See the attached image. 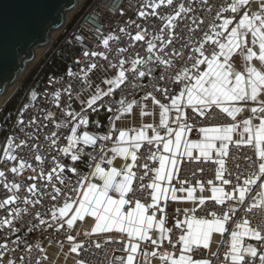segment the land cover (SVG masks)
<instances>
[{
	"label": "snow or ice",
	"instance_id": "obj_1",
	"mask_svg": "<svg viewBox=\"0 0 264 264\" xmlns=\"http://www.w3.org/2000/svg\"><path fill=\"white\" fill-rule=\"evenodd\" d=\"M164 2L165 0H160V4ZM167 4L173 8L174 16L168 19L166 28H178V19L181 15L193 11L190 7L186 8L183 3H179L176 10L174 0H167ZM250 6L253 8L252 11H249ZM148 7L157 8L159 5L150 4ZM151 14L155 15V12ZM139 15L143 17L145 13L140 12ZM216 15L222 23H212V34L205 33L202 42L191 48V55L187 52L175 53L181 60L187 57L185 63H191V67H184L175 73L173 84L179 89L178 93L170 92L168 87L155 88V91L170 99V105H166L152 97V103L159 105V125L165 130L167 139L160 134H154L149 138L144 128L139 131H120L119 142L126 143L127 147L113 148V159H108L107 165H113L116 156L122 157L124 163L120 165L117 161L118 166L107 168L95 163L94 171L90 173L102 183H93L84 177L79 182L80 191L75 188L69 189L78 199L66 197L61 189H55L56 194L65 197L63 206L58 209V215L56 211L52 213V219L61 227L66 224L68 229L75 228L79 234L82 229L77 222H85L89 229L83 233L85 236L95 235L100 239L107 237L113 241L116 239L124 241L122 248L124 255L115 258L113 264H152L153 261L154 264H214L212 257L216 256L217 252L209 251L205 254L203 251L210 249L213 244V233L221 236L230 233L228 247L224 250L223 264H255L256 258L259 264H264V226L261 224L253 226L247 218L254 208H259L260 214L264 216V0H259L258 3H254V0H231ZM144 38L139 31L134 37L136 41H142ZM162 39H167V36ZM108 42V39L103 41L105 45H108ZM209 42L211 51L206 55L205 45ZM172 43L170 40L169 45ZM155 47V44L148 42L149 53ZM189 47L187 44L184 45L185 49ZM84 55L87 56L89 53ZM155 59L157 65L171 67V61L167 58L161 59L157 56ZM124 63L125 61H120L121 65ZM143 63L145 61H131L133 77L138 75L146 78L152 71L151 69L149 72L140 71L137 65ZM96 67L97 65L93 64L89 70ZM125 79L126 71L121 68L115 80L107 81L109 92L112 90L111 86H118L124 83ZM159 79L163 80L165 77L159 74ZM181 85L183 87H180ZM104 95L107 96L108 93ZM148 96H152V93H148ZM147 98L146 96L145 99ZM98 101L102 103L99 92L86 100V103L89 109H94ZM120 103L124 113H132L133 105L137 101L133 100L126 105L124 101ZM172 112L175 115L174 121L169 120V114ZM189 113L193 116L191 125L188 123ZM213 113L223 115L227 122L199 127L198 135L202 138L192 140L185 138L186 133L197 131L196 119L207 120ZM140 115L147 113L141 109ZM69 116L73 120L79 119L81 125L88 123L87 119L79 118L74 113L70 112ZM172 122L176 124L175 128L169 126ZM145 128L152 129V125L148 124ZM70 131L72 132V136L68 138L70 147L81 140L84 145L95 146L97 139L110 138L107 135L97 138L88 131H83L82 136H79L76 127L70 128ZM131 131H135V135L130 136ZM144 141H147L148 145L153 142L162 143L166 155L152 154L148 157L149 160L158 161V167L155 165L150 167L146 162L143 165L139 164L137 150ZM7 143L8 147L3 150V155L7 161H16L17 156L10 151L13 141L9 139ZM52 143L55 144L56 141L53 140ZM233 146L236 149L248 146L253 151L255 158L243 157L246 161L243 171H240V163L235 162L236 158L231 155ZM70 147L63 149L65 156L68 155ZM79 151L77 149V153ZM194 151L199 155L194 156ZM185 157L189 161H210L216 165L215 180L219 181L220 185H216L213 180L207 181L211 186V196L207 195L204 185L199 181L196 182L200 193L197 195V186L184 187L188 183L187 179L179 180L178 162L183 164ZM40 159L39 155L35 156V160ZM79 159L78 154L71 155L72 161ZM230 162L231 169L228 166ZM25 166V162L21 160L19 169H24ZM59 167L62 172L66 171L64 165ZM139 168L144 171L137 176L134 169ZM10 171L16 173L17 166L11 167ZM71 171L76 172L77 169L73 166ZM200 171L203 173V168ZM149 172L153 174L151 182L145 185L144 180ZM4 176L5 172L0 171V177ZM52 179V175L48 174V180ZM174 179L180 187L172 186ZM137 180L138 186L135 184ZM224 186H229L230 190H226ZM4 187L8 188V185L5 184ZM36 187V184H31L28 191H34ZM12 189H19V184L13 183L9 191ZM146 189L151 190L148 193L151 203H148L147 199L142 203L140 198H133L137 192ZM177 192H187V195L178 196ZM169 193L172 201H198L200 205H205L206 200H211L214 206L221 205L227 210L219 209V215L217 210H213L210 218L205 219L197 215L189 217V212H196L195 207L183 208L185 219L182 221L177 219L174 225L177 229L182 228L183 232L173 243L172 230L166 227L164 219L166 207L169 206L167 203ZM56 198L57 195L52 196V199ZM16 199H18L16 195L7 196L0 201V208L12 205ZM176 211L179 212L181 209ZM241 213L244 214L243 217ZM86 217L94 219L86 220ZM3 223L11 225L8 219ZM40 223L43 224L45 221L41 220ZM245 237L259 241L261 247L247 243ZM66 238L69 242L68 251L79 253L83 246L77 241L76 236L68 234ZM19 241L20 237L17 236L16 242ZM8 243L6 241L0 244V264H17L16 260L5 255V252L14 251L8 248ZM178 245L179 249L176 251ZM95 247L99 248L100 244L97 243ZM152 248L156 250L151 251ZM47 264L53 262L48 261ZM73 264L85 262L74 260Z\"/></svg>",
	"mask_w": 264,
	"mask_h": 264
},
{
	"label": "built area",
	"instance_id": "obj_2",
	"mask_svg": "<svg viewBox=\"0 0 264 264\" xmlns=\"http://www.w3.org/2000/svg\"><path fill=\"white\" fill-rule=\"evenodd\" d=\"M88 1L83 0L81 7ZM230 2L231 0H174L177 5L176 10H178V4L183 3L186 8L190 7L193 11L181 15L178 19V28H166L168 19L174 16L173 8L167 4V0L164 4H160V0H90L62 42V44L69 43L78 48L77 55L73 60L74 66L69 67L66 71L58 70L46 75L36 93L33 95L29 92L25 95L19 106L14 111L7 113L1 122L0 171H4L5 176L0 177V201L9 195L18 197L12 205L0 208V244L8 241V248L14 249V251L5 252V255L16 260L17 264H38V262L45 264V245L47 243L69 244L66 238L68 234L76 236L77 241L83 246L77 253V260L84 261L85 264H113L115 258L124 255L122 252L124 241L120 239L113 241L107 237L100 239L95 235L81 236L77 234L78 231L75 228L68 229L66 224L61 227L56 223L52 219V213L56 211L58 215V209L63 206L65 197L56 194L55 189H61L66 197L78 199L77 195L69 189L75 188L80 191L79 182L84 177L91 181L90 173L94 171L95 163H100L102 167L109 166L104 156L110 149L119 145L120 130L116 127V122L117 117L124 114L120 101H124L125 105L133 100L138 103L141 98L147 96L155 97L161 103L170 105V99L155 91V88L168 87L170 92L178 93L179 89L173 84L175 73L180 72L184 67H191L190 62L185 63L187 57L185 60H181L175 56V53L187 52L188 55H191V48L202 42L205 33L212 34V23H222L216 13L221 12ZM258 2L259 0H254V3ZM150 4H156L159 7L150 8L148 7ZM252 10L253 8L250 6L249 11ZM140 12H144L145 15L141 17ZM153 12L155 15L151 14ZM138 31L144 35V40L136 41L134 39ZM165 36L167 39H162ZM105 39H108V45L103 43ZM170 40L173 42L171 45H169ZM148 42L156 45L151 53L148 52ZM185 44L190 47L185 49ZM210 51L209 42L205 45L206 55ZM84 53H89V55L85 56ZM91 53L98 55H91ZM157 56L161 59H169L171 67L163 64L157 65L155 59ZM149 57L152 59L149 60ZM134 60L145 61V63L137 65L140 71L149 72V69L152 70L146 78H141L138 75L132 76L131 61ZM120 61H125V63L121 65ZM93 64L97 67L89 70ZM121 68L126 71V79L118 86H111L112 90L109 92L107 81L115 80ZM159 74H162L165 79H159ZM97 87L104 88V91L100 93L102 103L98 101L94 109H89L86 100L91 99L94 95L93 90L97 91ZM104 93H108V95L105 96ZM148 93H152V96H148ZM98 111L108 113L104 136L107 135L110 138L99 140L95 146L84 145L81 140L70 147L68 140L72 136L70 128L76 127L79 136H82L83 131L89 132L90 115ZM70 112L79 118L87 119L88 123L79 124V119L73 120L69 116ZM226 122L223 115L213 113L207 120L196 119L195 128L197 131L190 132V134L199 137V127L214 126ZM188 123L193 124L191 113H189ZM170 127L175 128L176 124ZM154 134H160L167 139L165 130L161 126L153 129ZM9 139L13 141L10 151L11 154L17 156L16 161H7L3 155V150L8 147ZM53 140L56 141L55 144L52 143ZM68 147H70V151L65 156L63 149ZM77 149L80 150L78 153ZM162 152V143L153 142L148 145L147 141H144L137 151L138 162L140 165L146 162L150 167L153 165L158 167V161L149 160L148 157L152 154L159 156ZM73 154H78L80 159L72 161L71 155ZM37 155L41 157L40 160H35ZM231 155L236 158L235 162L240 163V171L244 170L246 164L243 157L255 158L252 149L248 146H241L240 149L233 146ZM21 160L26 164L24 169L18 167ZM27 165H31V167H27ZM59 165H64L66 171L62 172ZM13 166L18 168L16 173L10 171ZM73 166L77 169L76 172L71 171ZM228 166L231 169L232 162ZM179 167V180L187 179L188 181L184 187L197 186L196 182L199 181L206 190H209L211 186L207 184L208 180H213L216 185H220V182L215 180L216 165L210 161H189L185 157L183 164H179ZM201 168H203V173L200 171ZM134 170H136L137 176H140L144 171L142 168ZM193 173H195L194 176ZM48 174L52 175V180H48ZM152 175L149 172V175L145 177V185L151 182ZM225 175L227 176V173ZM13 183L19 184V189L9 191ZM5 184L8 185V188L4 187ZM31 184H36L37 187L34 191L29 192L28 188ZM135 184L138 186L139 181H135ZM172 186L178 188L180 184L174 179ZM224 187L226 190H230L229 186ZM150 191V189H146L137 192L133 198H140L142 203L147 199V202L151 203L148 196ZM53 195H57L55 200L52 199ZM167 203L169 206L166 207L164 219L166 227L172 230L171 236L175 243L183 229H177L174 225L177 219L184 220L185 215L182 211L183 208H180L176 201L169 198ZM192 207L196 208V212H189V217L197 215L199 218L205 219L210 218L213 210H217L218 215L219 209L227 210L221 205L214 206V202L211 200H206L205 205L197 203L188 208ZM176 209H181V211L177 212ZM243 215L241 213L242 217ZM247 218L250 219L253 226L257 224L264 226V216L260 214L259 208H254ZM5 219L11 221V225L4 224ZM41 220L45 223L41 224ZM17 236L20 237L19 243L16 242ZM229 238L230 233L222 236V242L216 251L217 255L212 257L214 264H223L224 250L228 247ZM244 239L247 243L258 248L261 247L259 241L250 237ZM97 243L100 244L99 248L95 247ZM178 249L179 245L176 251ZM150 250L155 251L156 249ZM167 250L173 251V249ZM203 251L205 254L207 253L205 250ZM137 259L139 260L140 257L138 256ZM255 264H259L258 258L255 259Z\"/></svg>",
	"mask_w": 264,
	"mask_h": 264
},
{
	"label": "water",
	"instance_id": "obj_3",
	"mask_svg": "<svg viewBox=\"0 0 264 264\" xmlns=\"http://www.w3.org/2000/svg\"><path fill=\"white\" fill-rule=\"evenodd\" d=\"M81 1L0 0V98L21 80L36 51L51 46Z\"/></svg>",
	"mask_w": 264,
	"mask_h": 264
},
{
	"label": "crops",
	"instance_id": "obj_4",
	"mask_svg": "<svg viewBox=\"0 0 264 264\" xmlns=\"http://www.w3.org/2000/svg\"><path fill=\"white\" fill-rule=\"evenodd\" d=\"M143 110L147 115H140V110ZM159 105L152 103V98L148 97L145 99V97L141 98L137 104L133 106V112L132 113H124L120 116V119L117 120L116 122V127L120 131H129V130H136L139 131L141 128H144L146 134L150 138L153 135V129L155 127H159ZM175 115L174 112L169 114V120L174 121ZM151 124L152 129H147L145 128L146 125ZM175 123L172 122L170 123L169 126L174 125ZM105 132V125L101 124L97 118H92L91 121V127L89 128V134L94 136V137H103ZM129 135H135V131L129 132ZM186 139L192 140V139H198L202 138L201 136L199 137H194L190 133H186L185 136ZM100 139H97V142ZM116 147H127L126 143H121L119 142V145ZM115 148V147H114ZM113 149V148H112ZM112 149H110L104 156L105 161L107 162L108 159H113V152ZM138 151V150H137ZM160 155H166L164 152H162ZM194 156H198V152L193 153ZM117 161L120 162V165L124 163L123 158L120 156H116L115 159L113 160V165L111 166H118ZM108 166V167H111ZM179 166V162H178ZM107 168V167H106ZM91 182L93 183H98L100 182L97 177L91 178ZM102 183V182H100ZM167 186V184L165 185ZM207 195L211 196V191L206 190ZM199 188H197V195H199ZM178 196H186L187 192H177ZM171 197V193H169V198ZM177 205L180 208H185V207H191L199 203L198 201L193 202L189 200H176ZM71 215V213L69 214ZM89 219H94L90 217H86V220ZM78 225L80 226V229L82 231H79V234L81 236H85L83 233L86 231H89V229L85 226V222H77ZM77 230V229H76ZM78 231V230H77ZM222 242V236L218 233H213V244L210 246V249L205 250L207 253L209 251L216 252ZM228 246V244H227ZM46 248V260L45 264H47L48 261H52L53 264H73L74 260H77V253H71L68 251L69 249V244L65 245H57L54 243H47L45 245ZM154 264V261L152 262Z\"/></svg>",
	"mask_w": 264,
	"mask_h": 264
},
{
	"label": "trees",
	"instance_id": "obj_5",
	"mask_svg": "<svg viewBox=\"0 0 264 264\" xmlns=\"http://www.w3.org/2000/svg\"><path fill=\"white\" fill-rule=\"evenodd\" d=\"M89 2H90V0L88 2H86L80 8V10L77 12V14L73 17V20H72V22H70V24L67 28V31L72 28V26L77 21V19L79 18V16L83 12V10L87 7ZM63 38H64V36H61L57 40V42L55 43V46H56V48H58V51L52 56V60L47 65L45 64V68L42 71V74L44 77L46 75L51 74L53 72H56L58 70L66 71V70H68L69 67L74 66L73 60H74L75 56L77 55L78 48L72 44H69V43H63L62 44ZM51 53H50V55H51ZM40 69H41V67H40ZM40 69H37L36 71H34V73L31 76H29V78L27 80L24 81V83L21 85V87L18 88V90L15 92V94L5 104L2 113L0 112L1 113L0 114V121L1 120L3 121V119H4L3 116L5 117V115L7 113L14 111L19 106L22 98L24 97L25 93L27 92L28 88L32 84L33 80L35 79V76L37 75V73L39 72ZM100 88L104 90L103 87H100ZM107 116H108V113L106 111H98V112L91 113L89 128L91 127L92 118H97V120H99L101 122V124H103V126H104L107 122Z\"/></svg>",
	"mask_w": 264,
	"mask_h": 264
},
{
	"label": "rangeland",
	"instance_id": "obj_6",
	"mask_svg": "<svg viewBox=\"0 0 264 264\" xmlns=\"http://www.w3.org/2000/svg\"><path fill=\"white\" fill-rule=\"evenodd\" d=\"M80 10V9H79ZM73 14V13H72ZM71 14V16H70V20L68 21V24H67V26L61 31V33H59L58 35L56 34V36H55V38H54V42L51 44V46H49V48H48V50H47V52L44 54V55H42V56H39L38 57V60L37 61H35V63L33 64V66L30 68V70H29V72L22 78V80H21V83H20V85H19V87H21V85L24 83V81L25 80H27L28 78H29V76H31L33 73H34V71H36L37 69H40V67H41V69L39 70V72L37 73V75L35 76V79L33 80V82H32V84L30 85V87L28 88V90H27V92L25 93V95H27L29 92L30 93H32L33 95L36 93V91H37V89H38V87H39V85L41 84V82H42V79L44 78V76H43V74H42V71L44 70V68H45V64L47 65L51 60H52V56L58 51V48H56V46H55V43L57 42V40L61 37V36H65L66 34H67V28H68V26H69V24H70V22H72V20H73V15ZM77 14V13H76ZM75 14V15H76ZM64 31V32H63ZM64 39V38H63ZM53 51V52H52ZM52 52V53H51ZM50 53H51V55H50ZM18 87V88H19ZM18 88H17V90H18ZM104 90L103 89H101L100 87H97V91H95V89L93 90V93L94 94H97V92H99V94L100 93H102ZM15 94V93H14ZM13 94V95H14ZM12 95V96H13ZM25 95H24V97H25ZM90 95H92L91 94V92H90ZM23 97V98H24ZM22 98V99H23ZM9 100V99H8ZM22 101V100H21ZM8 102V101H7ZM6 102V103H7ZM21 103V102H20ZM5 106V105H4ZM4 106H3V108H2V110L0 111L1 113H2V111H3V109H4ZM0 113V114H1ZM3 118H4V116H3ZM2 121V120H1ZM1 121H0V126H1Z\"/></svg>",
	"mask_w": 264,
	"mask_h": 264
},
{
	"label": "bare ground",
	"instance_id": "obj_7",
	"mask_svg": "<svg viewBox=\"0 0 264 264\" xmlns=\"http://www.w3.org/2000/svg\"><path fill=\"white\" fill-rule=\"evenodd\" d=\"M82 1H83V0H82ZM82 1H81V2H82ZM74 14H75V13H73L72 15L74 16ZM70 16H71V14H70L69 17H68V21L70 20ZM62 30H63V29H62ZM62 30H61V31H62ZM57 35H58V34H57ZM55 36H56V35H55ZM54 38H55V37H54ZM48 48H49V47H44V48L38 49V50L36 51L35 60L33 61V63L30 64V67H29V69L27 70V72L24 74V76L29 72L30 68L33 66V64L35 63V61L38 60V57L44 55V54L47 52ZM24 76H23V77H24ZM23 77H22V78H23ZM22 78H21V80H22ZM21 80H20L19 82H17V83H16V84L10 89V91H9L5 96H3L2 98H0V111L2 110L3 106L6 104V102L8 101V99L11 98V96H12L13 92L15 91V89L17 90V88L19 87V85H20V83H21Z\"/></svg>",
	"mask_w": 264,
	"mask_h": 264
}]
</instances>
